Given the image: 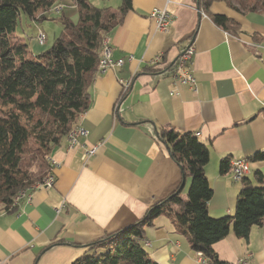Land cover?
<instances>
[{"label": "crops", "instance_id": "1", "mask_svg": "<svg viewBox=\"0 0 264 264\" xmlns=\"http://www.w3.org/2000/svg\"><path fill=\"white\" fill-rule=\"evenodd\" d=\"M61 2L47 13L61 11ZM120 3L115 1L118 8ZM132 7L109 37L113 59L124 65L97 72L90 109L78 122L88 132L80 143L97 147L96 154L85 159L82 147L69 149L67 138L52 152L54 186L27 192L15 214L0 215V264H72L90 245L134 225L183 182L187 196L191 178L161 138L164 128L192 133L206 144L209 214L235 213L241 182L231 167L226 174L220 168L225 160L264 151V12L243 16L216 3L206 13L199 0H133ZM157 9L173 15L166 33L149 17ZM211 14L230 17L239 31L220 28ZM188 47L195 50L197 92L171 78ZM159 56L161 66L155 67ZM249 165L248 178L256 184L264 162ZM145 237V249L159 264H202L189 235L166 216ZM213 248L222 262L264 264V223L248 240L231 231Z\"/></svg>", "mask_w": 264, "mask_h": 264}, {"label": "trees", "instance_id": "2", "mask_svg": "<svg viewBox=\"0 0 264 264\" xmlns=\"http://www.w3.org/2000/svg\"><path fill=\"white\" fill-rule=\"evenodd\" d=\"M72 1L78 23L63 16L61 35L49 50L34 56L14 34L18 19L24 14L36 20L38 13L53 10L59 0H0V215L15 214L20 204L17 198L54 175L52 152L79 127L81 116L90 109L89 88L99 73L104 40L133 8V0H120L117 10L96 7L88 0ZM216 3L243 16L264 12V0H199L206 13ZM210 17L228 32L239 31L224 14ZM161 138L191 178L186 199L183 189L173 193L131 227L90 245L72 264H159L143 241L146 229L161 216L189 235L191 249L201 253L206 264H229L220 260L214 245L231 231L248 240L252 229L263 225L261 171L256 172V184L248 177L241 182L233 215L213 218L208 209L213 191L205 171L210 161L208 147L192 133L168 128L162 129ZM247 161L264 162V151ZM220 171H230L228 160L222 162Z\"/></svg>", "mask_w": 264, "mask_h": 264}, {"label": "built area", "instance_id": "3", "mask_svg": "<svg viewBox=\"0 0 264 264\" xmlns=\"http://www.w3.org/2000/svg\"><path fill=\"white\" fill-rule=\"evenodd\" d=\"M151 20H154L156 23L157 30L162 33H166L169 31L171 26L173 25L174 19L173 15H171L167 10H154L149 15ZM44 37V31L40 30L38 32L37 40L42 45V39ZM194 56L195 50L192 47H188L182 51L180 56L178 57L176 63L171 68V78L174 81L181 85H187L190 87L192 91L197 92V81L194 77L193 73V64H194ZM103 57V72L102 75H105L109 71L115 69L116 67H122L124 65V60H114L113 59V48L111 46L110 38L107 41L105 51L102 53ZM162 57L159 56L153 61V65L155 67L161 66ZM124 84V83H123ZM128 86H124V89L127 90ZM175 93H171L174 95ZM88 132L85 129H81L80 131H76L75 134L72 135V141L68 145L69 149H75L77 147H82L85 153V159L94 156L97 152V147L88 148L86 143H80V138L87 137ZM53 168L57 169L58 164L53 163ZM231 171L233 174V178L236 182H242L245 178L250 175V165H239L238 160H232L230 162ZM55 184V176H51L47 184H41L34 189L46 188L50 189ZM26 196V194L21 195L17 198V201H20ZM199 260L202 264H206V259L204 256L199 253Z\"/></svg>", "mask_w": 264, "mask_h": 264}, {"label": "rangeland", "instance_id": "4", "mask_svg": "<svg viewBox=\"0 0 264 264\" xmlns=\"http://www.w3.org/2000/svg\"><path fill=\"white\" fill-rule=\"evenodd\" d=\"M88 1L94 4L96 7H110L112 10L118 9L117 5H115V1L118 3L119 0ZM61 4H63L61 11L56 12L54 10L47 14L46 12H40L37 14L36 20L24 14L20 15L14 34L23 43L28 45L29 50L34 56L49 50L53 46L55 40L61 35V20L63 19V16L68 17L74 23H78L79 15L75 3L72 0H62ZM58 5H60V3ZM38 30L44 31V35L46 37L45 45H40L37 40ZM186 197L187 196L183 195L184 199H186Z\"/></svg>", "mask_w": 264, "mask_h": 264}, {"label": "bare ground", "instance_id": "5", "mask_svg": "<svg viewBox=\"0 0 264 264\" xmlns=\"http://www.w3.org/2000/svg\"><path fill=\"white\" fill-rule=\"evenodd\" d=\"M108 39H109V38L107 37V38L104 40V50H103V52L105 51V48H106V44H107ZM45 42H46V37H45V35H44V37H43V39H42V45H45ZM102 72H103V57H102V59H101V61H100L99 74L102 75ZM81 129H82L81 127H78L77 129H75L74 131H72V132L69 134V136H68V138H67V140H68V145H69V144L71 143V141H72V135L75 134L76 131H80ZM239 165H249V162H248L247 160H245V159H242V160L239 159ZM50 177H51V176H50ZM50 177L47 178V179H45V181H44L43 183H41V184H47L48 181H49V179H50ZM41 184L36 185V187H38V186L41 185Z\"/></svg>", "mask_w": 264, "mask_h": 264}, {"label": "water", "instance_id": "6", "mask_svg": "<svg viewBox=\"0 0 264 264\" xmlns=\"http://www.w3.org/2000/svg\"><path fill=\"white\" fill-rule=\"evenodd\" d=\"M184 184H185V183L183 182V184H182V187H181V189H180L178 192H180V191L183 189V187H184Z\"/></svg>", "mask_w": 264, "mask_h": 264}]
</instances>
